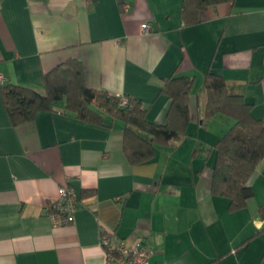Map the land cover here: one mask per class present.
Wrapping results in <instances>:
<instances>
[{
  "label": "crops",
  "instance_id": "crops-1",
  "mask_svg": "<svg viewBox=\"0 0 264 264\" xmlns=\"http://www.w3.org/2000/svg\"><path fill=\"white\" fill-rule=\"evenodd\" d=\"M181 5L0 0V264H105L102 233L150 247L151 264L264 263V159L250 180L253 198L230 211L228 200L212 196L211 182L214 146L234 121L202 123L208 72L223 76L264 121V0L219 4L195 25L183 23ZM73 58L83 63L90 88L141 101L158 124L170 105L163 81L194 79L188 136L135 166L118 120L93 126L58 108L14 126L1 87L43 93L44 75ZM63 186L79 207L71 225L55 227L45 209Z\"/></svg>",
  "mask_w": 264,
  "mask_h": 264
},
{
  "label": "trees",
  "instance_id": "trees-1",
  "mask_svg": "<svg viewBox=\"0 0 264 264\" xmlns=\"http://www.w3.org/2000/svg\"><path fill=\"white\" fill-rule=\"evenodd\" d=\"M235 0H182L181 15L185 25H195L200 14L222 3ZM194 79L172 76L163 81L161 94L170 100L166 121L158 124L149 120L141 101L122 98L105 90L90 88L86 83L83 63L68 59L44 75V92L16 84H5L1 93L5 109L14 126L33 122L41 112H55L74 116L83 123L109 127L106 119L124 124L123 145L128 162L142 165L150 162L158 146L177 143L189 134L191 123L190 97ZM205 104L204 126L217 116L234 121L233 126L217 141L211 194L225 198L229 210L244 208L253 198L250 180L264 159V121L252 113V105L241 95L232 94L223 76L208 72L203 81ZM84 196H94L95 190H84ZM260 213L264 216V206Z\"/></svg>",
  "mask_w": 264,
  "mask_h": 264
},
{
  "label": "built area",
  "instance_id": "built-area-1",
  "mask_svg": "<svg viewBox=\"0 0 264 264\" xmlns=\"http://www.w3.org/2000/svg\"><path fill=\"white\" fill-rule=\"evenodd\" d=\"M150 29V24L142 26L143 33H149ZM0 80L3 82L2 77ZM122 104L126 105L127 100L123 99ZM78 207L79 202L73 190L63 186L59 188V198L49 203L45 212L55 227L68 226L73 223ZM101 243L106 249L105 264H151L154 251L142 243L130 247L125 241L116 242L105 233L101 234Z\"/></svg>",
  "mask_w": 264,
  "mask_h": 264
}]
</instances>
